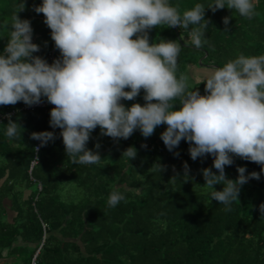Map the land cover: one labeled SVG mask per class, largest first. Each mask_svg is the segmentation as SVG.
I'll return each mask as SVG.
<instances>
[{"label": "trees", "instance_id": "obj_1", "mask_svg": "<svg viewBox=\"0 0 264 264\" xmlns=\"http://www.w3.org/2000/svg\"><path fill=\"white\" fill-rule=\"evenodd\" d=\"M23 2L20 11L21 0H0V54L10 36V24L4 22L20 11L21 19L31 21L33 43L41 47L33 55L51 64L61 54L44 15L34 11L43 0ZM224 2L223 9L213 12L207 7L216 0H169L181 15L196 4L206 8L207 43L200 48L190 36L196 26L186 30L162 24L148 33L150 43L163 39L180 44L177 78L187 75L189 90L198 88L201 95L206 94V79L196 81L191 65L215 71L240 55H264V0H253L251 19ZM225 17L230 18L227 32ZM143 96L141 90L134 100L121 103L143 106ZM172 103L179 107L178 99ZM52 108L22 101L0 105V264H264V166L239 157L225 166L232 180L239 175L237 167H246L245 175L260 173L259 180L242 186L239 200L225 211V205L211 198L215 189L204 187L201 170L212 167L213 157L193 161L183 140L170 152L160 138L167 125L148 138L137 129L126 140L102 136L97 126L86 147L97 151L100 144V163L73 164L61 129L50 126ZM9 118L22 126L19 138L6 136ZM43 131H53L57 138L40 147L31 134ZM130 146L137 149L133 160L122 156ZM215 188L220 191L223 185ZM114 191L125 199L112 207L108 200Z\"/></svg>", "mask_w": 264, "mask_h": 264}, {"label": "clouds", "instance_id": "obj_2", "mask_svg": "<svg viewBox=\"0 0 264 264\" xmlns=\"http://www.w3.org/2000/svg\"><path fill=\"white\" fill-rule=\"evenodd\" d=\"M19 7L25 9L23 0ZM224 7V0H216L207 8L215 12ZM226 7L249 19L255 14L253 0H227ZM205 10L204 5L196 4L181 15L169 0H43L34 11L44 15L61 54L51 64L33 55L41 47L33 43L31 21L21 19L18 11L4 22L10 24V36L0 54V105L22 101L31 107L46 98L54 105L50 126L61 129L73 164L100 163V144L95 146L97 151L86 147L97 126L102 136L126 140L137 129L148 138L158 126L167 125L160 138L170 152L183 140L190 145L193 161L213 157L212 167L201 170L204 187L215 189L212 200L231 211L242 186L251 179L259 180L260 173L245 175L246 167H237L239 175L232 180L227 178L225 166L233 165L234 157L264 166V55L229 60L202 81L206 94L201 95L198 88L189 90L187 75L177 78L180 44L163 39L150 43L148 35L162 24L186 30L196 26L190 36L200 48L207 43ZM229 20L224 18L226 32ZM141 90L146 101L143 106L121 103L134 100ZM177 99L178 108L172 103ZM20 128L9 118L6 136L19 138ZM31 138L44 147L57 137L53 131H43L33 132ZM174 155L178 157L179 152ZM122 156L133 160L137 149L130 146ZM184 167L188 176L186 162ZM158 170L164 171L165 166L159 164ZM216 185L223 189L217 191ZM124 199L114 191L108 204L114 207ZM260 212L264 216V203Z\"/></svg>", "mask_w": 264, "mask_h": 264}, {"label": "rangeland", "instance_id": "obj_3", "mask_svg": "<svg viewBox=\"0 0 264 264\" xmlns=\"http://www.w3.org/2000/svg\"><path fill=\"white\" fill-rule=\"evenodd\" d=\"M193 67V68H191ZM191 68V69H190ZM189 72H192L191 75L192 76H196L197 75H200V76H203L205 79H207L208 77H210L213 73H214V70H212L211 68H204L203 66H190L189 67ZM196 78V77H195ZM190 80V78L188 77V81Z\"/></svg>", "mask_w": 264, "mask_h": 264}, {"label": "crops", "instance_id": "obj_4", "mask_svg": "<svg viewBox=\"0 0 264 264\" xmlns=\"http://www.w3.org/2000/svg\"><path fill=\"white\" fill-rule=\"evenodd\" d=\"M191 68H193V67H191ZM190 71V70H189ZM192 72H190V74H191ZM196 77V78H195ZM193 78L196 80V81H198V80H202V79H205L203 76H200V75H197L196 76V74H195V76H193Z\"/></svg>", "mask_w": 264, "mask_h": 264}, {"label": "built area", "instance_id": "obj_5", "mask_svg": "<svg viewBox=\"0 0 264 264\" xmlns=\"http://www.w3.org/2000/svg\"><path fill=\"white\" fill-rule=\"evenodd\" d=\"M36 106H53L54 107V105H51V104L47 103V101H44L43 103H41L39 105H36Z\"/></svg>", "mask_w": 264, "mask_h": 264}]
</instances>
